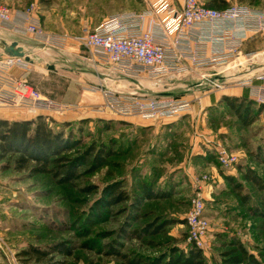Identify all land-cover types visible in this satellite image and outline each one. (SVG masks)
Listing matches in <instances>:
<instances>
[{
	"label": "rangeland",
	"instance_id": "1",
	"mask_svg": "<svg viewBox=\"0 0 264 264\" xmlns=\"http://www.w3.org/2000/svg\"><path fill=\"white\" fill-rule=\"evenodd\" d=\"M199 1L206 5L209 0ZM224 1L230 7H249L264 12V0ZM54 3L57 16L63 17L65 25L74 30L79 29L78 24L82 21L87 23L92 18H99L101 13L112 14L140 7L139 0H54ZM85 28L89 27L85 25L74 31L78 34L76 38L84 36ZM251 54L249 58L240 54L236 61L232 59L223 68L209 69L215 73L224 71L225 75L234 73L233 70L241 65L244 71L224 80L226 87L239 90L237 82L247 78L246 68L251 69L249 73L253 76L264 74V50ZM197 73L200 72L159 81L141 79L143 92L150 96L176 99L188 96L187 99L192 100L191 112L179 119L147 121L139 117H119L110 112L104 119L66 120L60 116H46L55 132L64 131L88 147L95 144L117 153L112 159L114 166L83 177L73 190L58 184L51 175L20 172L14 161L0 160V264H21L17 255L30 244L43 248L61 242L79 247L87 240L108 244L116 239L113 234L124 222H131L135 229L159 220L177 222L169 226L166 233L157 236L142 234L138 241L121 240L123 246L119 250L128 259L159 257L172 246L187 251L192 246L187 244L185 217L194 197L193 181L203 175L214 176V171H218L223 180L216 184L211 196L204 194L210 219V234L203 251L206 263L225 264L224 255L240 242L264 264V189L248 183L239 170L240 167L252 168L264 184V109L253 125L244 127L222 98L216 101L214 95L211 96V106L203 108L202 94L218 90L211 85L199 86L201 79L198 81L200 74ZM112 83L114 90L130 92L122 87L128 86V82L123 85ZM245 92L242 96H246ZM254 110L257 111L258 106ZM217 144L240 157V163L234 169L236 175L232 176L241 184L240 189L225 180L228 172L222 170L215 159L209 158L210 154L215 156ZM81 148L65 156L76 157ZM117 179L125 181L132 196L139 194L142 186L148 183L169 191L171 198L146 203L142 219L137 223L129 221V211H125L109 222L95 226L91 237L82 238L77 226L85 220L100 195L88 194L86 190L89 186H98L102 190ZM125 206L118 207L116 212L124 210ZM126 261L82 248L77 249L69 260L71 264H126Z\"/></svg>",
	"mask_w": 264,
	"mask_h": 264
},
{
	"label": "built area",
	"instance_id": "2",
	"mask_svg": "<svg viewBox=\"0 0 264 264\" xmlns=\"http://www.w3.org/2000/svg\"><path fill=\"white\" fill-rule=\"evenodd\" d=\"M165 2V0H161ZM33 8L13 15L9 7L0 4V25L32 36L40 43L64 47L69 36L48 34L40 20L32 15ZM154 13V12H153ZM152 12L122 13L112 16L95 30L83 29L84 36L76 38L90 55V61L105 70L120 76L139 79L163 80L167 77L187 76L192 72L212 67L223 68L241 54L243 42L249 34L264 33V12L249 7H229L225 10L210 8L199 0H183L179 16L163 27L164 31L147 32L144 21ZM201 32L193 49L188 48L191 32ZM176 34L174 42L168 36ZM207 43L214 47L207 56ZM252 54L245 57L249 58ZM14 67L28 70V63L21 58H0V114L19 113L27 116L65 117L80 109L79 105L58 102L45 96L25 78H14L9 72ZM242 68L241 65L238 66ZM224 71L203 76L199 86L211 85L218 91L225 90ZM237 86L249 89V98L257 105H264V74L241 79ZM100 92L103 103L92 106V112L101 115L111 113L119 117H139L147 121L166 118L179 119L192 110L186 98H157L143 91L123 92L97 86L90 89ZM215 157L220 168L228 173L240 163V157L227 148L216 145ZM214 180L213 175H203L193 181L194 197L191 210L185 217L188 228L187 244L202 251L210 234V219L207 215L205 190Z\"/></svg>",
	"mask_w": 264,
	"mask_h": 264
},
{
	"label": "trees",
	"instance_id": "3",
	"mask_svg": "<svg viewBox=\"0 0 264 264\" xmlns=\"http://www.w3.org/2000/svg\"><path fill=\"white\" fill-rule=\"evenodd\" d=\"M206 6L216 10H225L230 7L224 0H209ZM222 102L229 107L244 127L253 125L264 109V105H257L247 95L223 96ZM257 106L258 110L255 111L254 107ZM48 120L44 115L31 120L0 119V160L14 161L16 170L20 172L30 171L32 175H51L56 178L58 184L70 190L77 188L78 181L83 177L94 175L99 170L115 165L112 159L117 155L116 152L95 144L88 147L82 140L74 138L72 134L64 131L55 132L47 122ZM77 148L81 149L76 157L65 156L66 153L73 152ZM209 158L216 160L212 154ZM203 160L209 161L207 158ZM239 170L248 183L260 190L264 189L261 177L252 168L240 167ZM224 179L233 183L235 189L242 187L232 176H225ZM86 192L100 195L85 220L77 226L84 239L91 237L95 226L109 222L118 214L129 211V221L137 223L142 219L141 215L146 203L169 201L171 198L169 191L154 188L148 183L142 186L139 194L132 196L123 179L106 184L102 190L98 186H89ZM120 206H125L124 210L116 212ZM254 214L258 215V213ZM175 223L177 222L159 220L142 229H135L131 222H124L113 234L116 239L108 244L101 245L93 240H87L79 247L68 242L44 248L30 244L18 253L17 259L21 264H71L69 260L74 257L77 249L82 248L98 254L125 259V261L127 259L126 264H207L203 251L195 247H189L185 251L172 246L161 256L146 260L128 259L126 254L120 252L119 248L123 246L120 244L121 240L138 241L142 238V234L157 236L166 233V229ZM233 247H235L234 250L224 255L225 264H261L240 242L234 244ZM105 249H107L106 252H104Z\"/></svg>",
	"mask_w": 264,
	"mask_h": 264
},
{
	"label": "crops",
	"instance_id": "4",
	"mask_svg": "<svg viewBox=\"0 0 264 264\" xmlns=\"http://www.w3.org/2000/svg\"><path fill=\"white\" fill-rule=\"evenodd\" d=\"M139 2L140 7H132L126 9V11L114 12L112 14L104 12V14H100L99 18H92L88 20L87 23L86 21H82V24H78L79 29L87 25L91 30H95L112 16L129 13L131 11L132 13L154 12L153 15L145 19L144 30L147 32L164 31L163 27L179 16L183 4V0H165V2H161V0H139ZM0 4L9 7L13 15L22 14L33 8L32 15L40 20L42 27L48 34L55 35L56 37L69 36V40L64 47L49 46L38 42L32 36L17 32L9 26L0 25V58L3 59L4 56H7L3 53L2 47L4 45L9 46L17 42L18 46L24 49L26 55L30 59V61L27 62L28 70L14 67L10 70L9 75L14 78H25V80H28L32 85L38 88L42 94L58 102L79 105L80 109L69 112L65 116L66 120H81L87 119L88 117L104 119V115L90 110L92 106H98L103 103L102 94L90 90L98 85L113 89L115 86L113 87L112 82L119 85L128 82V86L122 87L130 90V92H135L136 90L144 91L141 79L147 77H141L139 79L123 77L95 65L89 60L90 55L81 48L76 39L78 34H74V31H78L79 29L74 30L72 27H67L63 17L59 18L57 16L54 0H0ZM200 36L201 32L199 31L191 32L190 42H188L187 45L189 49L195 48ZM175 38L176 34L174 33L168 36V40L171 42H174ZM213 49V45L207 43V56L212 55ZM260 50H264V33L260 35L249 34L243 42L241 55L246 56ZM241 70H243V68L233 70L234 73H232V75H237L242 72ZM246 70V72H248V75H246L247 78L254 75L249 73L251 69L249 70L246 68ZM194 72H200L197 73L200 74L198 81H200L203 76L215 74V72H212L209 68H203V70L198 69ZM229 75L231 74H225L226 77ZM194 85L196 88L198 87L196 86L197 83ZM237 87H239V90L234 91L233 88L227 87L222 91H210L202 94V107L206 108L211 106V96L213 95L216 101H219L223 96L241 97L244 91H246L245 95L248 97L250 96L249 89L240 86ZM39 115L45 114L41 113ZM36 117L37 116H27L13 112H9V114H0V119L16 121L31 120ZM212 173L214 174V183L210 184L205 190V194H209L210 196L215 192L216 184L220 180H223L218 171ZM235 175L234 172L228 173V176Z\"/></svg>",
	"mask_w": 264,
	"mask_h": 264
},
{
	"label": "water",
	"instance_id": "5",
	"mask_svg": "<svg viewBox=\"0 0 264 264\" xmlns=\"http://www.w3.org/2000/svg\"><path fill=\"white\" fill-rule=\"evenodd\" d=\"M2 49H3V53L9 57L21 58L24 59L26 62L30 61L24 49L22 47H19L17 42H14L9 46L4 45Z\"/></svg>",
	"mask_w": 264,
	"mask_h": 264
},
{
	"label": "bare ground",
	"instance_id": "6",
	"mask_svg": "<svg viewBox=\"0 0 264 264\" xmlns=\"http://www.w3.org/2000/svg\"><path fill=\"white\" fill-rule=\"evenodd\" d=\"M147 85H148V86H152V84H151V83H150V84H149V83H147Z\"/></svg>",
	"mask_w": 264,
	"mask_h": 264
}]
</instances>
